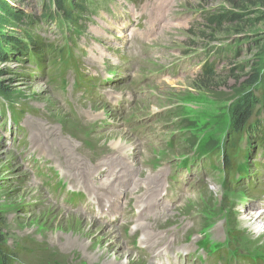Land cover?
<instances>
[{
  "label": "rangeland",
  "instance_id": "obj_1",
  "mask_svg": "<svg viewBox=\"0 0 264 264\" xmlns=\"http://www.w3.org/2000/svg\"><path fill=\"white\" fill-rule=\"evenodd\" d=\"M106 1L107 4L99 9L98 4L94 16L86 22L87 32L84 28L71 29L79 42L74 66L84 77L95 79L82 88L83 94L77 92L79 87L74 85L72 72L61 80H51L46 73H34L26 62L11 59L0 62L3 74L0 82L7 86L9 93L0 95V105H4L2 111L7 118L2 124L5 115L0 113V249L18 247L23 252L19 259L24 264H117L121 261L150 264L146 262L148 247L140 252V258L138 250L125 248V243L126 246L132 244L131 232L140 236L139 245L148 246L140 241V232L134 231L135 223L124 227L114 221L110 229L93 220L88 222L90 217L66 211L71 206L88 203L89 195L78 184L70 182L69 176L77 174L73 161L65 159L66 163L60 167L55 164L59 154L55 150L64 140L70 141L76 158L79 152L85 156L97 154L90 158L96 165L107 159L106 153L108 157H116V170L131 178L128 182L121 176L119 195L123 205H131L129 214L136 213L149 197H157L159 191H149L144 201L135 202L140 192L148 187L154 189L153 183L162 185L163 179L164 187H170V195L174 198L180 190L184 193L192 189L197 191L184 199L178 197L170 207L168 202H158L154 210L165 204L166 212L176 216L179 222L183 219L191 232L213 219V224L222 229L221 235L217 229L213 230L219 238L216 246L225 242V225L239 233V229L249 224V233L253 235L255 231L250 225L255 211L252 208L258 205L259 209L262 203L258 199L250 200L252 192L242 188L245 178L240 179V186L229 184V179L241 174L235 165L223 171L219 161H204L201 155L224 151L229 139L226 137L230 121L228 105L239 96V83L246 78L245 73L253 72L254 63L257 76L264 84V0H253V3L244 0H137L138 4ZM6 2L16 12L29 15H37L48 3L47 0ZM230 10L241 12L242 20L226 24L218 32L208 26L206 17L210 13ZM18 30L20 28L13 22L0 25L2 33ZM50 35L55 39L59 37L56 30ZM204 63L212 66L215 77L210 83L204 82L207 85L197 80L203 74ZM237 64L242 72L233 70ZM30 66L35 67L34 64ZM237 77L240 80L237 81ZM95 87L101 99L87 92ZM7 108L14 117L16 111L24 109L19 116L21 124L10 121ZM122 129L124 147L120 148L117 136L122 134ZM248 137L246 141L251 140L253 144L255 139ZM32 139L37 140L36 147H42V153L34 152ZM250 146L244 147L241 143L239 150H244L250 159L256 156L258 161L259 152L253 153L256 149ZM195 148H199L197 153ZM128 150L135 155L128 157ZM237 164L239 169L245 170L243 162L238 160ZM247 167L252 169V162ZM156 172L161 176L155 175ZM259 174L262 180L259 175L253 176L261 185L264 172ZM223 180L227 190L233 195L239 194L241 199L234 203L237 219L230 205L232 196L221 193ZM72 191L83 195L79 202L68 204L66 193ZM121 210L119 208L118 214ZM170 222L178 224L175 219ZM186 229L181 236L188 235ZM108 232L112 238L108 237ZM98 237L102 239L99 242ZM208 238L213 240L211 236ZM124 239L126 250L119 243ZM237 241L250 252H261L259 256L264 258V233L260 237L249 235V239L238 237ZM116 255L118 260L111 259ZM227 256L223 254L219 262L223 263Z\"/></svg>",
  "mask_w": 264,
  "mask_h": 264
},
{
  "label": "trees",
  "instance_id": "obj_2",
  "mask_svg": "<svg viewBox=\"0 0 264 264\" xmlns=\"http://www.w3.org/2000/svg\"><path fill=\"white\" fill-rule=\"evenodd\" d=\"M244 1L246 3L247 1L254 2L253 0ZM47 2L40 13L29 15L16 12L10 8L11 5L7 4L6 0H0V25L13 22L16 27L20 28L18 31L7 34L0 31V62L11 59V61L18 63L26 62L29 64V68H32L30 67L31 64L43 65L44 68L47 64L54 66L56 62L65 59L67 52L70 50L69 46L72 47L74 42L71 32L67 33L68 27L75 30L85 28L86 22L92 14V4L96 0H47ZM206 20L208 26L213 31L218 32L226 24L232 25L240 22L242 14L239 11L231 10L218 14L210 13ZM43 24L61 27L59 28L60 31L65 30L66 33L64 34L66 36L64 38L68 41V45L61 46L57 42H49L38 36L35 31ZM254 65L253 72L250 74L245 73L246 78L239 83V96L230 101L228 105L230 121L226 137H229V139L222 152V160L226 169L233 167L235 159L233 154L241 142H243V146L252 144L253 141H246L249 138L248 135L257 140L250 146V149H255L256 146L264 147V84L257 76L256 63ZM202 69L203 74L199 75L197 80L207 85L204 82L210 83L215 78L213 68L211 65L204 63ZM234 69L242 72V67L239 64ZM0 76H3L1 71ZM236 79L238 81L240 77ZM8 94L7 86L0 82V95L5 96ZM17 114H19V111ZM242 153L244 154L245 151H242ZM218 154H220L219 151ZM21 253L23 252L18 247L0 249L1 264H11Z\"/></svg>",
  "mask_w": 264,
  "mask_h": 264
},
{
  "label": "bare ground",
  "instance_id": "obj_3",
  "mask_svg": "<svg viewBox=\"0 0 264 264\" xmlns=\"http://www.w3.org/2000/svg\"><path fill=\"white\" fill-rule=\"evenodd\" d=\"M154 26L155 25L152 24L153 28ZM149 28L150 27H148L146 30H148ZM34 65L39 66L38 64H34ZM93 116L96 117L97 113H94ZM85 121L86 123L88 122L87 120ZM123 131H124L123 129L120 130L122 134L117 136L118 138H120L118 139L120 148L124 147V142L122 141L121 138L124 135ZM2 142L4 144L5 141L2 140ZM36 142H37L36 139L31 140L32 145L35 146L34 151H39L40 153H42V147H36L37 146ZM55 151H58L59 153L58 159L55 163L56 166L60 167L62 166V164L66 163L65 159L66 161L68 160L73 161L72 165L76 167L77 174L73 173L69 176L70 182L72 184H78L79 187L85 189V191L89 195L88 203L80 206V208H74L71 206V208H69L66 211L75 214H81V216L83 215L85 217H90L91 219H88V222L94 221L95 223L102 225L104 227H108L110 229H113V224H115L114 221H118L119 222L118 225L124 227L129 226L128 225L129 222H132V224L135 223L134 231L135 232L139 231L141 235L140 241L148 245L147 247L149 250V258L151 261L150 264H183L184 256H182L181 253H185L187 255L190 254L189 256H191L192 252L196 250L198 247H200L201 243L205 242L203 241V238L205 239L209 236H211L213 240L217 238L216 241L210 240L213 246H216L215 242H219V238L214 235L215 232H213V230L217 229V231H220V235H221L222 229L221 227H219V225L213 224L214 223L213 219L209 222L208 226L206 225L205 227L206 230L200 232L201 235L199 237H194L195 235H193L190 238H188L186 241L183 240L180 233L183 232V230L186 228V225H184L185 221H183L182 219L179 222L176 219V216L169 215L166 212L165 204H163V207L161 209L154 210L153 207L156 206L159 202V199L156 196L149 197L148 201H146L145 203H141V206L137 205L138 207L140 206V209L137 211V213L128 216V212H130L129 206L123 205L119 199L120 189H122L121 188L122 186L120 184L121 175L117 171H115L116 157H108V153H106L104 156L107 157V159L105 161L102 160L103 163L101 162L99 165L94 164L90 159L96 157V155L85 156L82 155L81 152H79L80 156L76 158L69 140H64L62 144H60ZM128 152H129L128 157H133L135 155L133 151L128 150ZM25 155L26 154H24V156ZM80 165L82 167H80ZM135 172L137 173V171ZM159 172H162L163 174V171H159ZM156 173L155 175L159 174L161 176L160 173L157 174ZM199 183H201V180H199ZM153 185H154V189L152 187L150 188L148 187L146 189L143 188L144 190L140 192L137 196L138 201L135 202L144 201L145 194H147L149 191L151 193H156L157 191H159L161 184L153 183ZM132 190L134 191V189ZM119 208H122L120 214L114 217V215L118 213ZM252 210H254L255 213H252L251 216L252 224L250 225V227H252L253 230L255 231L253 232V235L260 237L262 233H264L263 230L264 205L260 209H258V205H257L255 208H252ZM224 215L226 216V214ZM172 219H175L178 224H172L170 222ZM211 224L213 225L211 226ZM248 225L249 224H246V226H244L245 229H243L248 233L247 239H249V235L253 237V235L249 233L251 232V230L248 227ZM209 228H210V232L207 231ZM261 229L263 230V232L257 234V232L260 231ZM87 232L89 235L90 229L87 230ZM100 237H102V235H100ZM100 237L96 238V240H98L97 242L102 240ZM108 237L112 238L113 235L110 234V232H108ZM119 243L122 245V248L124 250L126 249L128 250V248L131 250L133 249L131 246L129 247L126 246L125 239L124 242L121 243L119 241ZM124 243L126 249L124 248ZM65 245H69V244L65 243ZM111 259L118 260V255L113 256V258L111 256ZM164 259H166V263ZM124 263L125 261H121L117 264H124Z\"/></svg>",
  "mask_w": 264,
  "mask_h": 264
}]
</instances>
